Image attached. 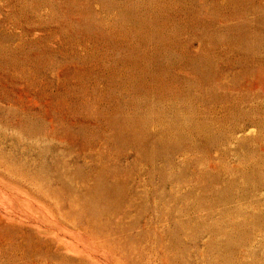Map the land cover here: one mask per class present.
Returning a JSON list of instances; mask_svg holds the SVG:
<instances>
[{
  "label": "rangeland",
  "instance_id": "rangeland-1",
  "mask_svg": "<svg viewBox=\"0 0 264 264\" xmlns=\"http://www.w3.org/2000/svg\"><path fill=\"white\" fill-rule=\"evenodd\" d=\"M0 264H264V0H0Z\"/></svg>",
  "mask_w": 264,
  "mask_h": 264
}]
</instances>
